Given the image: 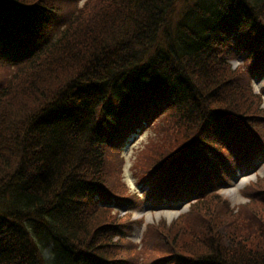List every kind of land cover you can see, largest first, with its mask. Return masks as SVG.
<instances>
[{"label": "trees", "instance_id": "16d2710c", "mask_svg": "<svg viewBox=\"0 0 264 264\" xmlns=\"http://www.w3.org/2000/svg\"><path fill=\"white\" fill-rule=\"evenodd\" d=\"M169 1L89 0L71 20L79 31L75 41H60L22 70L31 73L24 87L36 91L48 75L76 65L82 52L79 69L27 117L12 123L4 112L0 191L11 182L14 192L7 197L0 192L1 211L25 223L10 226L0 219V264H131L138 261L133 251L155 264H264V220L240 221L214 192L234 164L244 130L251 142L253 131L264 129L261 95L237 83L242 71L230 64L244 54L249 76L264 75V0ZM76 4L0 0V40L32 36ZM97 6L104 15L95 19L98 15L89 14ZM4 60L0 53V65ZM249 76L244 77L251 86ZM162 112L168 116L167 138L146 150L156 154L162 142L182 133L173 130L181 129L184 142L163 154L178 157L174 169L193 167L202 178L176 181L177 196L192 192L198 200L171 225L148 226L138 250L127 238L130 216L110 207L121 204L100 207L94 198L111 196L102 180L110 169L105 163L110 146H121L142 116L154 124ZM121 199L129 200L128 207L140 204L126 194Z\"/></svg>", "mask_w": 264, "mask_h": 264}, {"label": "rangeland", "instance_id": "374dc122", "mask_svg": "<svg viewBox=\"0 0 264 264\" xmlns=\"http://www.w3.org/2000/svg\"><path fill=\"white\" fill-rule=\"evenodd\" d=\"M86 1L87 0H76L77 4L75 9L69 7L68 9L62 10V13L65 15V20L59 31V35L61 37V45L65 43L74 42L75 39L78 37L79 31L78 29L76 31V29L72 27L74 26V24L71 22V20L77 16L80 10L84 9L83 7H85L84 5ZM178 5H180V2L177 4L176 8L180 7ZM89 15L90 17H95L96 15H98L97 18H95L98 19L104 15V12H101V9L97 6L91 10ZM75 31L76 33L74 34ZM49 33L50 32H48V34ZM2 40L3 39L0 40L2 43V49L0 50L1 54H6L8 49L14 48L17 42V40L14 39L5 41ZM81 54H78L76 58V65H73L72 63L68 66L66 70L61 69L55 75H48L43 85L38 84L40 86H43V88L36 87V91L28 90L24 87L28 78L24 80L25 77L23 76V74L17 76L16 73L22 66L9 67L0 65V90L2 91V96L0 97V108L4 104L2 108L3 114L0 113V119L3 118V120L0 121V131L2 130V128L4 130L7 125L5 124L6 120L4 119V112L6 111V109L8 110L7 113H9V117H11L12 123H14V121H17L18 118H22L23 116L27 117V115L33 108L38 107L40 104L43 103L44 99L48 98V93L50 92V90L55 88V86L62 84V82L67 81V79L70 78L75 73V71L79 69L80 64L77 62H79V57ZM88 55L89 54H86L84 58H86ZM243 57L244 54H239L236 58H232L230 60L231 69L241 70L243 72L239 73V76L241 77L237 80V83L242 86L249 87L251 93L254 96H257V94H260V90L264 86V77H259L261 73L259 72L254 74L251 78L249 76ZM68 62L69 58L65 60L63 67L66 66ZM244 73L247 74L249 78H251L250 80L252 82V87L249 85L246 78L244 77ZM161 94H166V92L162 91ZM43 96L47 97L43 99ZM257 100L258 103L260 101L263 102L264 107L263 98L259 97ZM26 122L24 123V125L26 124ZM10 135L15 139L13 129H11ZM159 137L160 136L155 133V130H153L151 133L150 131H146L143 135L131 141L124 148V150H118L120 160L115 166H121L122 170L116 167L110 168L107 171L103 172L102 178L109 177L108 182L110 183L112 181H123L126 184L130 194H133L134 191H137L139 194H142L147 189V187H142L141 184L138 183V181H142L143 178L147 176L146 174L149 170V166L146 167L143 163V154L145 152V148L147 146V143L149 142V139L157 140L159 139ZM181 142L183 141L181 140ZM168 144H170V142H167L164 145ZM179 145L180 143L178 142H175L173 144L172 153ZM147 153L150 155H155L151 153V150H147ZM243 166L244 165L241 164L235 168V171L229 175V184H223V186L219 190V193L223 196V199L228 200L231 203V207L234 208V215L237 216V219H239L240 221L245 220L246 218H252L257 221H263L264 157L262 155H255L252 163L249 166ZM14 167L12 172H14ZM177 169L175 168L173 169V171L177 170V173L186 172L184 176H199V171L195 170L193 167H191L190 169L193 171V173L192 171H188L186 169L183 170L180 167H178ZM12 172L9 173L8 176H10ZM113 177H117V179L115 180ZM6 178L4 179V181H6ZM136 183L138 184V187ZM1 184L2 181H0V185ZM148 188L151 187L149 186ZM2 191L4 192V189ZM125 191L126 189L122 187L117 191V193L123 194L125 193ZM154 194H156V192H153L151 194L149 193L146 196H143L142 202L144 204L141 206V208H139V210L131 213L132 229H134V231L131 238L129 237L128 239L132 243L140 242L142 240V235L146 226L158 224L161 222H165V224L169 226L172 222L185 215L184 213L189 210V205H187V203L185 205L184 203H179L176 200H170L169 202H166V199L162 200L160 197H158L160 200V204L158 205L156 204V201L153 198ZM194 198L195 197L192 196L189 201L194 200ZM120 213L121 216L125 214L124 211ZM141 247L142 245H139L138 250H140ZM142 254L143 253L133 251L131 256H136L138 258V261H133L130 263L155 264V262H150L149 260H147L146 256Z\"/></svg>", "mask_w": 264, "mask_h": 264}, {"label": "bare ground", "instance_id": "6f19581e", "mask_svg": "<svg viewBox=\"0 0 264 264\" xmlns=\"http://www.w3.org/2000/svg\"><path fill=\"white\" fill-rule=\"evenodd\" d=\"M171 3V0L168 2ZM164 6L168 9V11L170 10V7L167 6V2H164ZM9 178H7L6 182L8 181ZM10 181V180H9ZM6 189V190H5ZM14 192V186L12 185L11 182L6 183L5 187H4V192L2 191L3 195L7 197V194ZM2 213L1 208H0V214Z\"/></svg>", "mask_w": 264, "mask_h": 264}]
</instances>
